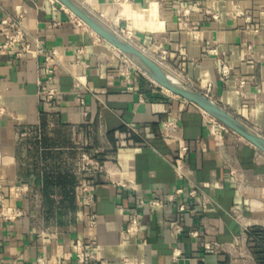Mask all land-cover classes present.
<instances>
[{"label": "crops", "instance_id": "obj_1", "mask_svg": "<svg viewBox=\"0 0 264 264\" xmlns=\"http://www.w3.org/2000/svg\"><path fill=\"white\" fill-rule=\"evenodd\" d=\"M79 1L110 25L134 31L151 49L167 50L188 84L264 136V0ZM18 11L31 36L58 48L60 93L57 112L46 113L38 86L46 75L43 59L0 56L2 102L15 115L0 117V195L23 211L14 222L0 220V264H38V258L79 264L77 241L100 244L107 264H178L181 258L261 264L264 153L143 73L127 78L119 51L58 1L0 0V45L11 31L3 21ZM75 77L86 88L77 91ZM79 92L84 106L74 101ZM165 120L179 122L178 138L190 147L189 179L176 176L180 142L162 136ZM129 127L137 130L133 145L116 150L112 160L116 135ZM79 141L98 151L115 178L136 188L117 187L100 174L95 204L81 206ZM14 186L27 191L18 198ZM177 188L184 193L166 201ZM155 200L165 203L155 208ZM134 218L137 232L125 239ZM204 244L217 245L219 253L205 251Z\"/></svg>", "mask_w": 264, "mask_h": 264}, {"label": "built area", "instance_id": "obj_2", "mask_svg": "<svg viewBox=\"0 0 264 264\" xmlns=\"http://www.w3.org/2000/svg\"><path fill=\"white\" fill-rule=\"evenodd\" d=\"M51 2H57L56 0H51ZM195 4L192 6L194 8ZM191 8L185 11V14L190 13ZM72 14V13H71ZM71 16L74 17L72 14ZM99 17V16H98ZM216 17V16H214ZM24 13L18 11L16 15L11 18V20H4L3 24L9 26L11 31L5 36L4 42L0 45V56L3 54L14 55L15 58H22L25 55L31 54L38 59L42 58V63L47 66L46 75L44 79H39V101L43 110L48 114H54L57 112L56 102L59 96V88L56 86V78L60 72V59L59 50L57 47H47L45 44L40 42L37 38L31 36L28 30L23 24ZM76 18V17H75ZM102 19L101 17H99ZM103 20V19H102ZM111 28H113L122 37L126 38L135 48L141 51L144 55L150 57L157 64L169 69L175 76L181 80L188 83L182 74L170 61L169 52L167 50L155 51L150 47L143 44L139 36L135 34L132 30H127L119 25L116 27L110 25L108 22L103 20ZM81 24L82 22L79 21ZM121 65L119 69L124 72L127 78L132 77L133 73L140 72L138 68L127 58L121 57ZM77 62L79 60L77 59ZM223 71L226 73L227 65L223 64ZM80 77H75L74 87L77 91L82 90L85 87L84 82ZM88 91L93 93L94 96L102 93L101 90H96L93 88H87ZM208 96V95H207ZM209 97V96H208ZM210 98V97H209ZM74 101L79 106H84L86 104L85 99L81 96L80 92L74 96ZM84 115H88V112H84ZM9 116L15 117L13 112H10L7 107L2 102V94L0 92V117ZM210 117V116H209ZM212 122L217 124L222 130L229 132L231 131L225 125L217 121L216 119L210 117ZM181 129V125L176 120H165L161 124V134L165 138H178V132ZM133 133H137V130L133 127H129V130L125 133H118L116 135V144L114 152L112 153L111 159H115V151L121 148L132 146V136ZM179 156L177 159V165L175 166L176 176L180 179H189L192 174L188 171L185 165V157L190 151V147L180 141ZM76 149L78 151V184H77V196L78 202L81 206H90L96 202V188L97 184L95 178L97 175L105 174L104 177L107 178L112 184L117 187L122 188H136L135 184H128L123 180L117 179L114 175L107 169L106 162H100L97 158L98 151L91 152L89 150V145L87 142L79 141L76 142ZM14 194L16 197H21L26 191V186H14ZM184 193L183 188H177L174 193L168 195L166 201H172L175 195H180ZM197 194V188L192 187L188 192L190 197H195ZM0 220L2 222L11 223L14 222L19 217L23 216V211L15 206H8L4 203V197L0 195ZM165 203V200H155L152 202L153 207H161ZM180 210H185V206H180ZM138 222L134 218L130 225L124 230L123 236L128 239L130 236L137 232ZM182 227L180 224H176L174 231L176 234L182 232ZM44 237V233L39 234ZM75 250V260L79 264H107L102 257L103 247L95 242H80L77 241L73 244ZM204 249L207 252L219 253L220 248L215 244H204ZM175 258L180 257L179 252H175ZM38 264H44V258H38ZM9 264H18L16 262H10Z\"/></svg>", "mask_w": 264, "mask_h": 264}, {"label": "water", "instance_id": "obj_3", "mask_svg": "<svg viewBox=\"0 0 264 264\" xmlns=\"http://www.w3.org/2000/svg\"><path fill=\"white\" fill-rule=\"evenodd\" d=\"M57 1L91 29L99 38L105 40L125 55L145 76L159 87L196 105L205 114L216 119L264 153L263 135L243 123L206 94L158 67L129 41L85 7L79 0ZM178 264H191V260L181 258Z\"/></svg>", "mask_w": 264, "mask_h": 264}, {"label": "bare ground", "instance_id": "obj_4", "mask_svg": "<svg viewBox=\"0 0 264 264\" xmlns=\"http://www.w3.org/2000/svg\"><path fill=\"white\" fill-rule=\"evenodd\" d=\"M126 39V38H125ZM127 40V39H126ZM128 41V40H127ZM146 56V55H145ZM149 60H151L153 63H155L158 67H160L161 69H163L165 72H167L168 74H171L173 76H175L169 69L157 64L156 62H154L150 57L146 56ZM177 77V76H175ZM178 78V77H177Z\"/></svg>", "mask_w": 264, "mask_h": 264}, {"label": "rangeland", "instance_id": "obj_5", "mask_svg": "<svg viewBox=\"0 0 264 264\" xmlns=\"http://www.w3.org/2000/svg\"><path fill=\"white\" fill-rule=\"evenodd\" d=\"M118 51V50H117ZM119 54H120V56L121 57H124L125 55H123L120 51H119ZM139 70V69H138ZM141 72V71H140ZM142 73V72H141ZM156 84V83H155ZM156 86H158L157 84H156ZM159 87V86H158ZM161 88V87H160ZM164 90V89H163ZM166 92H167V90H166ZM169 92V91H168Z\"/></svg>", "mask_w": 264, "mask_h": 264}, {"label": "trees", "instance_id": "obj_6", "mask_svg": "<svg viewBox=\"0 0 264 264\" xmlns=\"http://www.w3.org/2000/svg\"><path fill=\"white\" fill-rule=\"evenodd\" d=\"M260 261H261V264H264V258H260Z\"/></svg>", "mask_w": 264, "mask_h": 264}]
</instances>
